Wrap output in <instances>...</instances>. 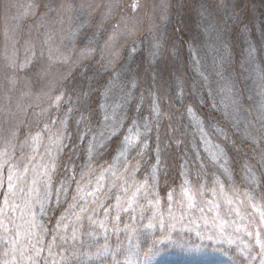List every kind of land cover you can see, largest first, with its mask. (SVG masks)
Returning <instances> with one entry per match:
<instances>
[{
	"label": "trees",
	"instance_id": "obj_1",
	"mask_svg": "<svg viewBox=\"0 0 264 264\" xmlns=\"http://www.w3.org/2000/svg\"><path fill=\"white\" fill-rule=\"evenodd\" d=\"M17 1L27 11L0 23V151L14 144L21 162L38 157L41 175L35 196L20 185L18 210H0V264H141L149 254L154 264H264V248L254 256L189 234L159 242V214L185 190L243 195L262 210L264 233V0H171L163 25L125 45L115 65L98 55L106 31L77 0ZM75 49L90 58L65 74L61 57ZM49 87L46 113L22 101ZM98 175L102 202L87 222L94 199L77 193ZM120 179L123 192L144 186L146 202L120 209ZM9 224L21 232L16 246Z\"/></svg>",
	"mask_w": 264,
	"mask_h": 264
},
{
	"label": "rangeland",
	"instance_id": "obj_2",
	"mask_svg": "<svg viewBox=\"0 0 264 264\" xmlns=\"http://www.w3.org/2000/svg\"><path fill=\"white\" fill-rule=\"evenodd\" d=\"M170 1L77 0V3L86 12L89 24L92 27L106 31V37L100 46L98 55L115 65L125 45L138 39L143 34H152L163 25L170 9ZM133 5L137 6L133 7ZM19 8L24 12L27 11V8L21 7L17 0H0V23L14 17ZM89 58V53L82 52L79 49L64 54L61 57V61L66 65L64 73L68 74L76 64ZM51 91L52 87H49L47 94L35 100L28 99L24 95L21 98L22 101H27L30 106L37 107L39 113H46L49 107L55 104L50 95ZM11 146L7 150L3 147L0 151V168L5 170L4 183L6 184L5 201H2L4 206L0 204V210L1 212L5 210L10 214L15 213L20 207V205L13 203L16 198V188L23 185L28 189L26 194L35 196V186L41 175L37 167V161L40 160L38 157L23 163L20 158L15 157L14 144ZM1 158L4 159L1 160ZM23 169L26 170L22 171ZM21 171L23 174L17 176ZM99 178L100 175L92 185L86 182L84 185L82 184L77 193L81 199L86 196H90L89 199H94L90 208L84 212L85 217L88 218L87 222L95 221L96 216L94 214L96 215L95 211L98 210L97 205L102 202V198L98 199L94 196L101 187V183L98 181ZM122 186L120 179L117 187L121 194V198L118 199L117 197V205L120 209L128 210L135 208L141 201L146 202L144 186L132 182L128 184L124 192L121 191ZM242 197L243 195L223 192L221 189L210 194L209 197L199 196L194 191L190 193L186 191H183V193L178 192L172 200L168 201L165 209L163 207L161 214H159V226L162 232L159 242L169 244L175 234H189L199 245H231L241 250L252 251L255 256L258 251L264 248V233L261 232V217L263 214L260 207L257 208L247 204ZM30 216L32 217V214ZM8 219L6 224L10 223ZM11 230L15 235L12 245L16 246L20 241L21 232L17 228ZM25 231L28 237L25 243L30 246L33 233L31 226L26 227L22 233ZM183 251L202 252V247L186 248ZM165 255H170V253H165ZM157 257L156 254H149L145 257L146 259L142 260L143 263L141 264H154Z\"/></svg>",
	"mask_w": 264,
	"mask_h": 264
},
{
	"label": "snow or ice",
	"instance_id": "obj_3",
	"mask_svg": "<svg viewBox=\"0 0 264 264\" xmlns=\"http://www.w3.org/2000/svg\"><path fill=\"white\" fill-rule=\"evenodd\" d=\"M137 5H133V7H136ZM133 87H135V84H133ZM60 99H61V97H56V102H57V104L59 103V101H60ZM154 111H156L157 112V114H159V109H158V106H154V109H153ZM188 112H189V114H193L192 113V109L191 108H189L188 109ZM194 115V114H193ZM107 118V117H106ZM197 122H199V121H197ZM147 127V126H146ZM117 134V131L115 130V128H114V130L110 133V135H112V136H114V135H116ZM38 136L37 137H34L33 138V140L34 141H38ZM136 139H137V137L136 136H133V135H130V136H128V137H126L125 138V141H124V147L126 148L128 145H134L135 144V142H136ZM56 143H59V137H57V141H55ZM143 147L144 148H147L148 147V145L145 143L144 145H143ZM92 151H93V149L90 147V149H89V161H91L92 159H93V157H92ZM142 154V153H141ZM120 155H123V152L121 151L120 152ZM219 155L220 156H222L223 155V149H219ZM214 159H216L217 158V156L216 155H214V157H213ZM160 161H159V157L157 158V163H159ZM221 167L222 168H224V172H225V174H228V169L226 168V167H224V165H221ZM153 171L155 172V168L153 169ZM182 175H185V180H184V184H188L189 183V180L187 179V174L186 173H182ZM9 179H11L10 177H9ZM183 187V186H182ZM186 192L188 191V190H185ZM169 198H171V195L169 196ZM157 203H158V201H157ZM259 242V241H258Z\"/></svg>",
	"mask_w": 264,
	"mask_h": 264
}]
</instances>
